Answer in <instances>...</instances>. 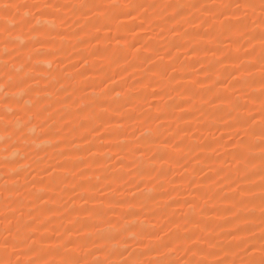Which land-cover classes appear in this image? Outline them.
Segmentation results:
<instances>
[{
  "label": "rangeland",
  "instance_id": "374dc122",
  "mask_svg": "<svg viewBox=\"0 0 264 264\" xmlns=\"http://www.w3.org/2000/svg\"><path fill=\"white\" fill-rule=\"evenodd\" d=\"M10 2L79 4L90 3L92 0H10ZM97 2L109 3L111 0H97ZM117 2L128 3L129 0H117ZM132 2L157 5L154 9H148V15L156 24L164 26L165 31L161 34L156 24L152 27L146 24L147 31L138 28L132 31L134 26L140 23V19L121 17L119 20L108 21L110 32L102 29L100 33H94L80 13L73 14L69 9H61L55 13V17L51 14L38 17L49 25L43 33L31 31V26L27 23H21L10 33L0 30V114L6 113L9 119L13 120V125L18 128L22 126V122L17 124L12 117L13 112H19L24 120H29L33 113L40 111L43 107H50V114L42 113L40 119L32 120L25 128L29 138L27 143H17V135H13L11 140L5 143L7 137L4 132V123L0 122V240L6 234L2 215L4 213H7L12 220L14 227H20L22 235H31L26 230V226L32 224L35 217L36 224L33 226L43 230L46 225L48 231L45 235L48 236L52 235L51 230L54 228H59L61 231L72 228L70 221L77 219L83 221L85 219L83 209L94 206L102 215L94 218L92 222L103 229V233H122L123 239L120 243H116L113 240L104 239L101 233H97L93 236V239L97 241V246L92 248L95 255H89L87 257L89 260H103L108 256L119 264L124 258L120 253L128 256V252L138 253L145 250L144 245L148 243L147 240L132 242L131 235L125 231L130 226L125 217L136 226L134 229L136 231H143L152 224L158 227L167 224L165 231L171 228L174 232L179 231L181 234L202 235L191 222L195 217L201 220V227L210 225L214 229L213 235L207 239L215 245L210 251L219 253L221 257H224L225 249L232 241L228 231L238 224L243 225L244 218L251 221L247 227L253 229L258 235L260 231L258 194L261 183L259 148H253L250 163L246 168L241 166L239 172L236 171L232 157L225 154L234 150L233 140L238 139L236 135L238 129L229 125L235 123L237 118L249 114L255 115L260 111L259 101L253 103L246 99L249 94L258 95V66L254 77H248L245 74L243 78L249 84L255 80L254 86H247L242 81L236 88H232L234 81L229 73L234 69L229 66L225 71L217 64V57H213L210 52L205 55L207 45L204 42L198 43V38L195 37L198 30L188 23L189 19L199 22L207 18L203 9L193 8L191 5L235 3L237 0H132ZM239 2L244 3L246 0H239ZM256 2L258 3V0ZM168 4L185 6L184 17H176V20L168 23L167 18L177 11L176 8H166ZM27 12L29 10L23 8L19 10V16H16L14 12L15 19L10 20L7 26L12 28L13 24L24 19ZM257 15H259L258 9ZM58 17L68 19L71 27L61 26ZM33 23H35L34 20ZM172 24H175L182 32L187 30L189 36L177 39L168 31ZM80 25H85L83 31ZM4 27L5 21L0 19V29ZM58 33H64L68 38L61 39ZM76 33H80L85 42L82 43ZM93 35H99L100 41L91 38ZM109 37L119 38L120 43L117 44L116 39H109ZM237 38L238 36L233 37V39ZM146 41H150L149 51H144L141 47ZM241 43L249 47L255 46L258 57L260 52L258 41L249 42V37L246 36ZM132 45L136 47L133 48ZM191 47H197L199 54L191 55L189 52ZM98 48L107 49V51L97 53ZM137 48L140 49L139 52L136 51ZM155 49L160 50L159 55L163 56V60L157 57ZM7 52H11L12 55H6ZM240 55L245 63L249 61L250 58L243 56V49ZM149 56L152 60L145 61L144 58ZM85 60L87 63H84ZM197 60L204 62L206 70L197 71L200 68V64L196 63ZM153 61L158 65L156 76L149 71ZM6 62L7 67H5ZM160 73L165 74L164 79L160 78ZM9 76L13 77L16 83L23 78L28 79L36 91H22L15 86L6 90L5 85L8 83ZM171 77H175L176 80L170 79ZM109 78L115 81L109 86L114 87L116 91L111 93V97L103 98L108 101V113H103L94 103L92 108L80 111L82 106L92 103L97 96L101 95L100 81H108ZM217 80H223L225 83H217ZM193 81L203 82V85L194 84ZM154 82H158L161 88H166V92L162 94L163 98L151 96V88L144 87ZM61 84L67 91L60 87ZM45 85L48 86L46 90ZM226 91L231 93L234 104L247 103L248 108L252 110L251 113L244 109L237 112L232 107L223 105L220 109H216L206 103L217 95H225ZM185 92L191 95V100H185L183 96ZM117 93H120L119 97ZM13 94H15L13 100L5 110L2 98L6 95L13 96ZM69 95H71V100H68L70 106L66 107L63 101ZM170 96L173 99H170ZM112 98H116L114 102ZM174 102L182 104L188 111L182 112L179 108L170 107ZM149 105L152 107L150 108ZM229 112H231V118H229ZM158 114H163L166 118L163 126L159 128L160 121L147 119V116ZM85 116L90 118L85 121ZM62 117H67L70 121L67 127H64L65 121L61 119ZM43 119H47V131L39 128ZM141 119H144L143 123L140 122ZM82 122L86 124V127H79ZM97 127L101 128L100 133L91 131ZM104 127L108 128L107 132L104 131ZM150 129L154 130L152 139L159 136V139L163 141L166 137H174L175 143L182 141L184 151L176 150L171 144L165 147L162 143H153L151 151L146 150V155L142 156L140 152L133 154L129 148H134L137 143L142 148L145 146V138L142 137L137 141L136 137L141 133L147 135ZM239 132L241 136L246 135L245 129H239ZM101 136L104 138L101 139ZM220 137L223 139L218 140L217 138ZM258 143V139L254 141V144ZM13 144H16V148L12 147ZM56 144L62 146L66 155L61 156V149L54 147ZM17 148L20 151H17ZM212 148H217L218 153H214ZM164 152L169 153L167 162L159 160L158 155L154 162L149 161L148 156L152 153ZM117 157H124V165L135 160L142 168L157 170L152 173V177L145 176L141 179L138 175L136 176V182L144 188L145 197L152 195L156 197L155 200L140 198L132 201L131 193L136 191L133 185H125L121 189L124 192L123 196L110 193L105 199L98 195L97 188H105L111 184V187L115 189L119 187L118 177L127 178L125 176L127 168H121V161ZM58 160L64 162V168L53 172L55 180L50 182L51 178L45 175L43 170L50 164L56 165ZM99 164L104 166L100 167ZM221 168L224 169L221 175H227L230 180L237 181L239 188L255 189V195L247 192L238 195L237 185L233 184L230 187V180L221 181L216 175ZM161 169L164 170L165 175L160 174ZM200 169H203V172H200ZM41 175L45 176L43 182H41ZM209 177L211 179H208ZM192 181H203V185L198 187L192 184L190 187ZM84 188H90L93 192V196L89 198L86 205L81 199V196L89 195ZM165 189L168 190V195L163 194ZM185 190L191 194H187ZM206 191L212 196L207 204L203 199H198L197 203L200 207L191 209L184 203L185 200H192L193 195L199 197ZM41 196L44 200L40 199ZM119 199L133 202L136 207L129 209L127 204L112 209L107 207L109 200ZM173 199L179 203H173ZM101 200L104 202L101 203ZM240 200H244L247 207L241 206L234 210L241 218L235 220L233 212H229L228 209ZM49 208L57 210L56 214L51 216V223L48 222L51 214H45ZM201 208L203 215H201ZM74 210H80L81 214L77 216ZM60 212L64 215L61 216ZM133 212L139 215H132ZM173 213L176 215L173 216ZM184 214H187L186 218ZM109 218L117 224L115 229L110 227ZM169 220L173 222L169 223ZM177 224L179 229L176 228ZM221 225L224 226L223 230ZM75 231L76 229L73 228V233ZM35 234L39 237L40 231ZM239 235L259 246L258 239H255L251 232L246 231ZM70 238L78 239L75 234ZM124 239L129 241L131 247L124 243ZM237 242L232 241L233 247L229 250L226 259L239 260L243 255L242 253L233 255V251L239 252V249L235 248ZM201 246L208 248L207 244ZM184 247H187V244L182 243L181 251L176 256L177 260L184 257ZM126 248L128 251H125ZM140 258L146 259V257ZM216 258L214 255L208 256L209 261ZM19 259L25 261L27 257L21 255Z\"/></svg>",
  "mask_w": 264,
  "mask_h": 264
},
{
  "label": "snow or ice",
  "instance_id": "6c2138e0",
  "mask_svg": "<svg viewBox=\"0 0 264 264\" xmlns=\"http://www.w3.org/2000/svg\"><path fill=\"white\" fill-rule=\"evenodd\" d=\"M157 5H145L143 3H136L129 0L128 3H118L117 0H111L109 3L97 2V0H92V2H82L79 4H68V3H12L10 0H5V2H0V19L5 21V27L2 30L5 33H10L13 28L19 27L21 23H27L31 26L30 30L33 32L43 33L44 30L49 26L47 23H44L38 17H44L46 15H53L55 17V13L59 12L61 9H69L73 12V14L80 13L85 19L88 25L91 26V29L94 33H100L102 29H107L109 32L111 28L108 24L110 20H119L121 17H128L132 20L140 19V23L135 25L132 31L136 28L147 31L145 25L147 24L149 27H152L156 22L152 19L151 16L148 15L149 8H156ZM166 8H176L177 11L173 13L172 16L167 18V22L171 23L176 20V17H184V8L182 5H172L168 4L165 6ZM193 8L203 9V12L207 15L206 19L199 20V22L189 19L188 23L194 25V27L198 30L196 31L195 37L198 38L199 42H204L207 46L205 48V55L207 53H211L213 57H217V64L220 65L225 71H227L228 67L231 66L234 71L229 73L230 78L234 81L231 85L232 88H236L237 85L243 83L247 86H254L256 81L253 80L251 84L248 81L243 80L245 74L248 77H254L255 72L259 71V92L258 95H247L246 99L249 102L259 101L260 111L259 113L253 115L249 114L242 118H237L236 122L230 124V127L238 129L236 135L238 139L233 140V151L225 153L228 156L232 157V160L235 161L236 171L239 172L241 170V166L247 167V165L251 161L252 151L254 147L259 148V159H260V177L261 183L259 188L258 198L260 201V231L257 233L248 228L247 225L251 223L250 220L244 218L243 225H237L228 231V235L232 237V241H238L235 244V248L239 249V252L233 251V255L243 254L239 260L232 259L228 260L225 257L228 255L229 250L232 249V241L229 242V246L225 249L224 257H221L219 253H214L210 251L211 248H214L215 245L211 244L208 241V237L213 235L214 229L210 225H205L201 227V220L193 217L192 221L197 230L202 233V235H197L193 233L189 234H181L179 231H173L171 228L167 227V224H162L159 227L155 224H152L150 227H147L143 231L134 230L136 226L132 224L130 220H127L128 228L125 229L130 235L132 242L144 241L147 240L148 243L144 245V251L140 252H128V256H124V253H120L122 257H124L119 264H264V0H246V2L241 3L239 0L235 3H211V4H201V5H191ZM28 9L29 12L25 14L23 20L19 23L13 24L12 28L7 26L10 20L15 19L13 13L15 12L16 16H19L20 9ZM35 9V12L31 10ZM257 9L259 10V15H257ZM31 17L30 19L28 17ZM59 24L61 26L67 25L71 27L68 19L64 17H58ZM33 20L35 23H33ZM79 23V21H76ZM85 25H80L81 31H83ZM127 27V25H125ZM156 27L160 28V33L162 34L165 31L164 26L160 24H156ZM258 29V31H257ZM202 30V31H201ZM177 39L182 38L183 36H189L187 30L181 31L175 24H172L170 28H168ZM61 39L68 38L64 33H58ZM77 37L81 40V42H85L83 36L80 33H76ZM234 36H238L237 39H233ZM249 37V42L251 40H256L260 44V52L257 57L255 46L249 47L246 44H242L241 40L244 37ZM91 38L100 41L99 35H93ZM116 39L117 44L120 43L119 38ZM143 39V37H141ZM139 41H137L138 43ZM125 45H127V41H125ZM27 47V45L25 46ZM135 48V45H132ZM144 51H149L150 49V41H146L141 46ZM243 49V56L250 58L247 63L241 58V50ZM39 51V49H37ZM107 51V49H96L97 53H101ZM137 52L140 51L139 48L136 49ZM159 49H155L154 52L160 60H163V56L159 55ZM191 55H198L197 47H191L189 49ZM6 55L11 56V52H7ZM145 61L152 60V57H145ZM39 61H37L38 63ZM84 63H87L85 60ZM196 63L200 64V70H206V66L203 61L197 60ZM5 67H7V62L5 63ZM158 65L155 61L152 62V68L149 70L152 72L153 76H156L158 72L156 69ZM160 78L164 79L165 74L160 73ZM170 79L176 80L175 77H171ZM114 84L115 81L109 78L108 81L101 80V88H100V96H97L92 103H89L86 106H82L80 111H86L87 109L92 108L93 103L100 108V110L107 114L109 111L108 101L103 99L104 97H111V93L115 92L116 89L114 87H110L109 84ZM192 83H201L200 81H193ZM217 83L224 84L223 80H217ZM20 88L22 91L33 92L36 91L32 87V85L28 82V79L23 78L19 83L14 81V78L9 76L8 83L5 85V89L7 90L10 87ZM47 85H45V90L47 89ZM64 91L67 89L63 84L60 85ZM145 88H151V96H161L166 92V88H161L158 82L149 83L144 86ZM159 89V90H158ZM225 89L227 90V85H225ZM175 91V88H173ZM179 94V93H178ZM15 94L13 96H5L2 98L3 105L5 110H7L8 106L13 100ZM39 95V92H37ZM120 96V93H117V97ZM185 100H191V95L187 92L183 93ZM170 99H173L171 96ZM116 98H112L113 102ZM68 100H71V95H69L64 101V106L69 107ZM211 107L220 109L221 105L225 107H232L233 110L239 112L240 109H244L246 112L251 113V109L248 108V104L245 103L243 105L238 102L234 104L231 93L225 92V95H217L213 99L206 101ZM35 104V101H33ZM151 108L152 105H149ZM170 107L179 108L182 112H187L188 109L184 108L182 104H176L175 102ZM54 110V108L52 109ZM42 113L50 114V107H43L40 111H37L31 115L29 120H24L23 116L20 115L19 112H13L12 117L15 119L17 124L22 122V126L16 128L13 125V120L9 119L8 115L0 114V122L4 123V132L7 137L5 143L8 140H11L13 135H17V143H27L29 138L25 133V128L32 120H38L41 118ZM229 118H231V112H229ZM257 115L259 119L257 120ZM90 117L85 116L84 120L87 121ZM62 120L65 121L64 127H67L70 124V121L67 117H62ZM149 120L160 121L161 124L158 125V128L163 126V121L166 119L163 114H158L155 116H147ZM141 123L144 122V119L140 120ZM227 123V121H225ZM80 128L86 127V124L82 122L79 125ZM122 127V125H121ZM39 128L42 131H47V119H43L39 124ZM239 129H245L246 135L241 136ZM158 130V129H157ZM92 132L100 133L101 128H93ZM104 131L107 132L108 128L104 127ZM154 130H149L147 135L145 133H141L140 136L136 137V140L139 141L142 137L145 138V146L141 147L139 143L135 145L134 148H129L130 151L140 152V154L146 155V150L151 151V145L153 143H162L165 147H168L170 144L178 151L183 152L184 147L181 143H175V138L166 137L163 141L159 139V136L152 139V132ZM57 134H59V130H57ZM104 137L101 136V139ZM84 139H87L84 137ZM223 139V137L217 138ZM259 140L258 144H254L255 140ZM13 148H16V144L12 145ZM30 148L31 145L29 144ZM56 148L61 149V156L66 155L64 149L60 144L54 145ZM211 147V145H209ZM17 151H20L17 148ZM90 151V150H89ZM214 153H218L217 148H212ZM157 155L159 160L166 161V158L169 157V153L164 152L161 154L152 153V155L148 156L149 161L154 162L157 159ZM121 161V168H127V172L124 176L118 177L119 187L113 189L111 184L107 185L105 188H97L96 192L100 197L107 198L110 193L119 194L120 196L124 195V192L121 190L125 185H133L136 189L135 192H132V201H137L140 198H146L150 200H155L156 197L149 195L145 197L144 188L141 187L139 182H136V176L138 175L143 179L145 176L152 177V173L156 172L155 168H142L140 164L136 163L135 160L129 162L127 165L123 164L124 157H117ZM198 159V157H197ZM85 163L86 161H81ZM231 164V161H229ZM98 166L103 167L104 165L99 164ZM91 167V165H89ZM184 167V165H182ZM64 168L63 161H57L56 165L50 164L48 168L44 169V174L51 178L50 182H54L55 177L53 176V172L58 169ZM203 172V169L199 170ZM224 171L223 168L217 171L216 175L220 178L221 181L230 180V177L227 175H221ZM161 175H165L163 169L160 170ZM45 179L44 175H41V182ZM208 179H211L210 177ZM215 182V181H214ZM175 183V181H172ZM192 184L199 186L203 185V181H192L190 182V187ZM237 185L239 188V184L237 181L230 180L231 185ZM95 187V186H93ZM163 187V185H161ZM84 191L89 195L87 197L81 196V199L84 200V204H88L89 198L93 196V192L90 188H84ZM235 191V189H234ZM187 193V190H185ZM252 193L255 195V189H247V188H239L238 195H243L244 193ZM164 195H168V190L165 189ZM191 194V193H187ZM41 200H44V197H40ZM198 199H203L204 203L207 204L212 196L206 191L202 193L199 197L193 195L192 200H185L184 203L189 206L191 209H196L200 207L197 203ZM104 201L101 200V203ZM47 203V201H45ZM173 203H179V201L173 199ZM127 204L128 208H135L136 204L133 202L126 201L125 199L119 200H109L107 203V207L109 209L115 208L117 206L123 207ZM167 207H171V205H166ZM247 207L244 200H240L236 203H233L231 207L228 209L229 212H233V216L235 220H240V216L235 213V209L238 207ZM143 208V205L141 206ZM55 209L49 208L47 209V214L49 215L48 222L51 223V216L56 214ZM76 215L79 216L81 214L80 210H74ZM83 214L85 219L83 221L77 219L70 221L72 224V228H68L65 231H61L59 228L52 229V235L46 236L45 233L48 231L47 226L45 225L43 230H40L33 225L36 224V218L33 217L32 224L26 226V230L31 233V235H22L21 229L19 226H13L12 220L9 219L7 213L2 214L4 223V232L6 233L3 236V239L0 240V264H117L116 261L112 260L110 257L106 256L105 259H93L89 260L87 257L89 255H95L92 251V248L97 246V241L93 239V236L97 233H101L104 239H110L115 241L116 243H120L121 239H123L122 233L120 232H109L103 233V229L99 228L94 222V218L100 217L102 213L98 212L96 207L92 208H84ZM132 215L138 216L139 213L133 212ZM31 215V213H29ZM60 215L63 216L64 213L60 212ZM176 214L173 213V216ZM201 215H203V209L201 208ZM184 217H187V214H184ZM173 222L169 220V223ZM108 223L111 228L115 229L117 224L113 222L110 218ZM79 225V227H77ZM221 230H223V225L220 226ZM73 228L76 229L75 233H73ZM176 228L179 229V224L176 225ZM40 231L39 237L36 236V232ZM251 232L252 236L255 239H258L259 246L256 243H251L247 238L241 237L239 234L243 232ZM75 234L78 239H71L70 237ZM69 238H65V237ZM124 243L131 247L129 241L124 239ZM187 244V247L183 248L184 258L181 257L179 260L176 259V256L181 251V244ZM207 244L208 248H204L201 245ZM125 251H128L126 248ZM81 253H84L81 255ZM115 254V253H113ZM23 255L26 256L27 259L25 261H21L19 257ZM214 255L217 258L213 261L208 260V256ZM140 257H146V259H141Z\"/></svg>",
  "mask_w": 264,
  "mask_h": 264
}]
</instances>
